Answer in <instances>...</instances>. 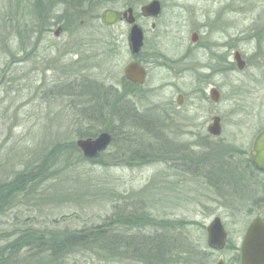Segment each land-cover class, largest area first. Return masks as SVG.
Listing matches in <instances>:
<instances>
[{
	"label": "rangeland",
	"instance_id": "rangeland-1",
	"mask_svg": "<svg viewBox=\"0 0 264 264\" xmlns=\"http://www.w3.org/2000/svg\"><path fill=\"white\" fill-rule=\"evenodd\" d=\"M68 1L65 12L75 18V32L60 40L44 34L36 52L31 30L24 29L33 25V0H0V179L46 150L67 146L61 151L62 168L32 183L19 209L0 214V235L14 229L16 214L26 227L54 230L57 221L59 229L73 231L103 224L113 212L144 214L150 219H140L137 227L114 219L112 231L121 236L122 246L131 237L138 239L134 246L139 249L143 237L160 233L170 246L157 264H217L221 259L238 264L247 226L254 217L264 218V177L252 171L246 156L264 128V0H160L161 17L141 21L149 76L132 96L152 123L131 130L120 128L108 113L100 115L110 105V94L83 92L95 82L120 81L131 60L127 23L102 24L103 11L118 0ZM138 1L121 0L117 6L136 3L139 8ZM64 7H57L56 15L63 17ZM110 38L119 41L117 53L103 49L101 41ZM51 41L57 42L53 52ZM236 51L246 62L243 69ZM213 89L220 93L217 102ZM215 116L221 118L218 136L208 131ZM89 126L96 132L117 129L116 144L112 141L97 162L80 160L82 151L70 152ZM125 139L144 153L135 158L116 154ZM216 216L228 232L223 250L207 244V226ZM12 239L13 233L0 238V247ZM138 251L107 256L103 249L81 250L66 264H146ZM20 257L5 264H34Z\"/></svg>",
	"mask_w": 264,
	"mask_h": 264
},
{
	"label": "trees",
	"instance_id": "trees-1",
	"mask_svg": "<svg viewBox=\"0 0 264 264\" xmlns=\"http://www.w3.org/2000/svg\"><path fill=\"white\" fill-rule=\"evenodd\" d=\"M92 2L93 0H88L90 5ZM108 97L109 99L111 98L110 105L109 107L106 106L104 110L101 107L103 112L100 113V115L108 117V113L110 117L115 120L114 122L118 123L120 128L125 127L130 130L132 127L147 129L146 127L152 123V119L149 116L144 115L145 113H139L140 111L137 110L135 104L121 101L120 104L117 105V99L112 98V96ZM104 99L105 98L103 97L102 100ZM95 114L98 115L97 112ZM99 117L94 118L93 122L95 120L99 121ZM115 130H117L116 127H112L109 130H102L109 131L112 134V146L116 144L115 141L117 140V133ZM99 133L100 131L96 132L89 126L79 132V137H96ZM133 143L135 142H127V139L123 140V143L118 148V152H116V154L128 157L131 153V156L134 158L141 156L142 153H144V148L139 146L135 147ZM133 145L134 149H132ZM70 146H72L70 152H74L75 155L76 153L81 152V150L76 146V143H73ZM66 147L67 146H61L59 148L46 150L38 158H36L35 161H31L19 170L13 171L12 176L0 179V214L6 215L9 211L19 209L18 207L23 202V197L21 196H28H25V193L31 192L32 183L35 181H43L50 175L55 174L59 168H62V166L59 165L60 156H64L61 151L64 152ZM68 148L70 147L68 146ZM133 152L135 153L134 155ZM78 155L80 160L83 159L85 161L97 162L104 155V153L92 159L85 158L82 153H78ZM112 157L114 158V156ZM70 160H72L71 156ZM66 163L68 162H65V164ZM70 164L71 163H69V165ZM247 165L253 172L255 171L256 173H260L249 157L247 158ZM56 166L59 168H56ZM18 218L20 219V217L16 214L15 227L11 232L3 231L4 234L0 235V238H2L9 237L12 233L14 234V239L0 247V264L8 263L10 258L14 257V255H18V257L21 256L23 260L31 261L34 264H66L70 258H74V256L79 254L81 250H91V252L95 251L98 253L100 249H103V253L107 256L113 253L116 254V252H124V250H139L138 253L145 255L141 260L142 262L148 261L146 264H157L162 261L164 255L166 254V246H170V240L168 237L160 233L149 237L150 239H148V237H143L141 239L143 244H141V247L140 245L138 246L139 249L134 246L138 239L135 240L131 237L130 239L125 238L124 246L119 243L122 242L123 239L117 232L115 233L112 231V226L116 224L114 219L118 218L121 223L137 227L140 225V219H150L149 216L144 214L121 213L119 215V212H113L106 218L103 224L96 225L94 227L79 228L74 231L69 229H59L57 221L54 222V230H48L43 226L38 229H35V227H26L24 222H20ZM151 220L154 221L155 219L151 218ZM159 224L164 225L163 222H160ZM94 248L95 250L92 251ZM237 263L240 264L239 254L237 256Z\"/></svg>",
	"mask_w": 264,
	"mask_h": 264
},
{
	"label": "water",
	"instance_id": "water-1",
	"mask_svg": "<svg viewBox=\"0 0 264 264\" xmlns=\"http://www.w3.org/2000/svg\"><path fill=\"white\" fill-rule=\"evenodd\" d=\"M162 5L159 0H153L143 7L145 16L158 17L161 14ZM117 20V14L112 10L105 11V23L114 24ZM131 19L130 22H134ZM195 40V37H193ZM144 34L142 29L134 24L130 32L131 48L134 53L140 51L143 46ZM235 60L240 69L245 67V61L242 59L240 52L235 53ZM125 74L133 82L144 83L146 78L145 69L137 62L130 63ZM219 91L213 89L211 97L214 101L219 100ZM178 103L182 104L181 96ZM208 131L215 136L221 134V118L214 117L213 123L209 126ZM113 141L112 134L109 131H102L96 137L80 138L76 144L82 151L85 158L92 159L98 157L105 151ZM249 156L256 167L264 171V130H262L254 139ZM228 239V232L224 226L221 217L216 216L207 226V244L210 248L222 250L225 248ZM241 264H264V219L257 216L249 223L243 241L240 247ZM217 264H224L223 260Z\"/></svg>",
	"mask_w": 264,
	"mask_h": 264
},
{
	"label": "flooded vegetation",
	"instance_id": "flooded-vegetation-1",
	"mask_svg": "<svg viewBox=\"0 0 264 264\" xmlns=\"http://www.w3.org/2000/svg\"><path fill=\"white\" fill-rule=\"evenodd\" d=\"M120 1L121 0H118L117 3H115L111 7L105 8V10L103 11V13L101 15L102 24H103L104 28H111V27H114L119 22H126L127 23L128 35H127V41L126 42H127V46H128L129 52H130V57H131L130 59L131 60L126 65V67L132 62H137L138 64H140L145 69V72H146L145 82L141 84L139 82H133L132 80L128 79L126 74H125V69H126V67H125L124 71H123V76L121 77L120 81H117L116 83H109V84H106V82H101V83H99V86H98V83L95 82V83L90 84L91 89L87 88V86H86L84 88L85 90L83 89V92H85L87 95L91 94V95H96V96L105 92V95L110 94L112 96V98L117 99V101H116L117 105H119L121 101L129 102L131 104H135L132 96L135 94L136 90L141 89V87H143L145 85V83L147 82L148 76H149V68L147 65V60L143 57V55L145 54V46H146V32L144 30V25H143L144 23L141 21H143L144 19H152V18L153 19H159L162 15L164 6H163V3L159 0L161 2V5H162L161 14L158 17H153V16H145L143 14V7L147 4H149L153 0H151L147 3H142V4L137 0L138 1L137 3H140L139 8L136 6V3L135 4H127L123 7L117 6ZM69 4H70V2L68 0H33V5H34L33 15H32L33 25L31 26V29H30V27H24V29L26 28L28 30H31V33L33 34L32 39L35 40V44H36L34 51L37 52V48L39 47V44H40L44 34H49V35L52 34V36L54 38H56V40H60L61 35L68 34V36H70L71 33L75 32V29L73 28V26H71L72 22L75 20V18L72 17L70 12H65V11H67V5H69ZM61 6H66V7H64L65 10H64L63 17L60 16L61 14L56 15V11H55V9H57V7L60 8ZM60 10H61V8H60ZM107 10H112L117 14V20L114 24L105 23V11H107ZM131 19H134L135 21L132 23V22H130ZM81 23H83V22H81ZM134 24H137L142 29L143 34H144L143 46L141 47L140 51L137 53H134V51L132 50L131 42H130V32H131L132 26ZM152 27L153 28L156 27L155 22H153ZM202 28H205V25H203ZM19 32H23V31H19ZM193 37H195V40H193L194 43H199L197 41L200 38V34L198 32H194ZM101 42L105 46L103 48L104 50L105 49L111 50L115 53L118 52L117 48H119V45H120L118 40L115 41V39L110 38L109 42L108 41H101ZM55 45H57V42L51 41L48 45V50L53 52ZM238 52H240V51H238ZM103 54H104V52H101V55H103ZM240 54L242 57L241 52H240ZM52 56L53 57L56 56V53L52 54ZM234 58H235V55H234ZM242 59H243V57H242ZM245 66H246V62H245ZM79 77L81 78V80H83V78H84L82 76H79ZM212 91H211V93H212ZM180 96L182 98V104H183L184 97L182 94H179L178 98ZM118 99H120V100H118ZM177 104H179L178 99H177ZM182 104H179V105H182ZM262 130H264V128L261 129L258 132V134ZM248 157H249V153H248ZM258 170L260 172L258 174L264 177V171L260 170V169H258ZM228 239H229V237H228ZM228 239H227V244H228ZM227 244H226V246H227ZM226 246H225V248H226ZM240 247L238 248V250H239L238 253L240 255V264H241Z\"/></svg>",
	"mask_w": 264,
	"mask_h": 264
}]
</instances>
